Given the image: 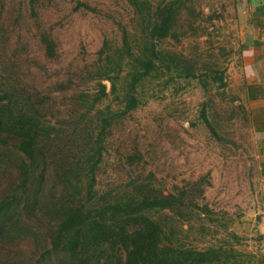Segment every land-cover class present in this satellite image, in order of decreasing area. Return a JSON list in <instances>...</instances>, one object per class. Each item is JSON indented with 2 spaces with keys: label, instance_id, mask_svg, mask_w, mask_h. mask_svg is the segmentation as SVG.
Listing matches in <instances>:
<instances>
[{
  "label": "rangeland",
  "instance_id": "1",
  "mask_svg": "<svg viewBox=\"0 0 264 264\" xmlns=\"http://www.w3.org/2000/svg\"><path fill=\"white\" fill-rule=\"evenodd\" d=\"M158 1L144 0L143 7L151 13ZM183 1L173 30L179 39L161 45L186 54L199 69H216L222 85L202 76L176 78L164 87L149 83L152 94L107 127L93 170L94 197L179 195L181 204L147 212L159 224L160 244L220 247L228 255L220 257L224 264H264L256 217L245 211L253 177L249 119L228 73L236 54L232 0ZM137 16L126 0H0V93L7 89L21 102L33 101L42 120L66 134L46 158L39 190L33 182L16 187L19 154L10 141L0 143V197L14 195L0 218V264H33L48 247L55 217L45 201L56 202L61 193L51 184V170L58 161L79 164L95 132L63 122L72 120L69 98L94 88L87 71L96 51L103 40L119 44L118 24L139 31ZM40 34L51 40V56L44 54ZM202 105L209 128L199 116ZM116 252L107 249L111 264H117ZM58 257L48 254L41 264H58Z\"/></svg>",
  "mask_w": 264,
  "mask_h": 264
},
{
  "label": "trees",
  "instance_id": "2",
  "mask_svg": "<svg viewBox=\"0 0 264 264\" xmlns=\"http://www.w3.org/2000/svg\"><path fill=\"white\" fill-rule=\"evenodd\" d=\"M33 1L28 0L29 3ZM126 1L135 9L140 29L131 31L118 24L119 44L107 46L103 40L87 71V79L93 82L94 88L79 90L69 98L72 108L68 116L72 120L63 122L71 125V130H86L87 126L91 133L95 132L88 135L92 140L79 164L75 162L71 167L73 163L58 161L51 170V184L59 185L61 193L56 202L45 201L55 220L48 247L38 254L33 264H41L51 253L59 256L58 264H111L107 249L118 251L115 253L117 264H224L220 257L226 259L228 255L220 247L193 249L160 244L159 224L149 218L147 212L181 204L179 195L127 193L119 197H94L93 170L99 160L100 142L107 127L113 119L121 117L152 94L148 93L149 83L164 87L176 78H197L200 81L199 76H202L222 85L220 72L216 69H209L208 73L205 68L195 66L192 59L181 51L161 45L164 40L179 39L180 35L173 30L175 20L180 18L185 6L183 0L158 1L153 4L151 13H148L149 6L143 7L144 0ZM40 42L44 54L51 56V40L40 34ZM103 80L108 82L107 89ZM200 85L204 87L203 82ZM105 98H109V102L99 107ZM203 110L202 105L199 116L209 128ZM65 135L53 123L42 120L33 101L25 99L21 102L9 90H1L0 143L10 141L19 154L15 165L19 190H24L32 182L37 186L35 190L40 189L43 174L47 171L46 158L52 155L54 142L64 140ZM75 139L68 137L66 142ZM80 170L83 173L77 177ZM13 198V194L0 197V218ZM200 208L207 210L205 206ZM95 250L101 254H94ZM261 261L264 262V257Z\"/></svg>",
  "mask_w": 264,
  "mask_h": 264
},
{
  "label": "crops",
  "instance_id": "3",
  "mask_svg": "<svg viewBox=\"0 0 264 264\" xmlns=\"http://www.w3.org/2000/svg\"><path fill=\"white\" fill-rule=\"evenodd\" d=\"M236 54L229 81L237 85L247 112L252 144L253 177L245 211L255 215V232L264 252V0H232Z\"/></svg>",
  "mask_w": 264,
  "mask_h": 264
}]
</instances>
